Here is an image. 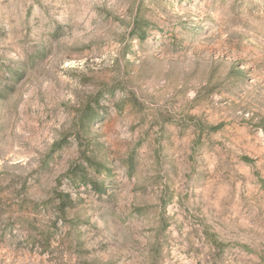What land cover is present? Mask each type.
I'll return each instance as SVG.
<instances>
[{
    "label": "rangeland",
    "instance_id": "rangeland-1",
    "mask_svg": "<svg viewBox=\"0 0 264 264\" xmlns=\"http://www.w3.org/2000/svg\"><path fill=\"white\" fill-rule=\"evenodd\" d=\"M0 264H264V0H0Z\"/></svg>",
    "mask_w": 264,
    "mask_h": 264
}]
</instances>
